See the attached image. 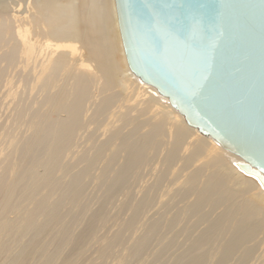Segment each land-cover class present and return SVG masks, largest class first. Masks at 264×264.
I'll list each match as a JSON object with an SVG mask.
<instances>
[{
	"label": "bare ground",
	"instance_id": "6f19581e",
	"mask_svg": "<svg viewBox=\"0 0 264 264\" xmlns=\"http://www.w3.org/2000/svg\"><path fill=\"white\" fill-rule=\"evenodd\" d=\"M28 1L0 4V264H264V190L130 71L114 0Z\"/></svg>",
	"mask_w": 264,
	"mask_h": 264
},
{
	"label": "water",
	"instance_id": "95a60500",
	"mask_svg": "<svg viewBox=\"0 0 264 264\" xmlns=\"http://www.w3.org/2000/svg\"><path fill=\"white\" fill-rule=\"evenodd\" d=\"M114 2L130 71L264 190V0Z\"/></svg>",
	"mask_w": 264,
	"mask_h": 264
},
{
	"label": "rangeland",
	"instance_id": "374dc122",
	"mask_svg": "<svg viewBox=\"0 0 264 264\" xmlns=\"http://www.w3.org/2000/svg\"><path fill=\"white\" fill-rule=\"evenodd\" d=\"M25 1H28V0H25ZM25 1L22 0V2H25ZM22 2H19V3H22ZM31 2H32V0H30V2L28 1L27 4H28V3H31ZM17 3H18V2H17ZM97 3H98V0H92L91 6H93V7H94V6H97ZM3 4H4V3H3ZM4 5H5V4H4ZM12 6H13V5H12ZM24 6L26 7V2H25V5H23V7H24ZM25 7H24V9H25ZM22 9H23V8H22ZM22 9H21V10H22ZM24 9H23V10H24ZM99 18H100V17L98 16L97 20H99ZM1 114H2V113H1ZM1 114H0V115H1ZM3 115H4V114H3ZM5 116H6V115H5ZM0 117H1V116H0ZM2 117H4V116H2ZM4 118H5V117H4ZM1 119H2V118H1ZM145 172L148 174V172H149L148 169H147L146 171H144V173H143V174H144V179H146V178L149 177V175L147 176V175L145 174ZM145 177H146V178H145ZM144 179H143L142 181H144ZM148 179H149V178H148ZM256 263H257V262H256ZM256 263H255V264H256ZM258 264H259V263H258Z\"/></svg>",
	"mask_w": 264,
	"mask_h": 264
}]
</instances>
